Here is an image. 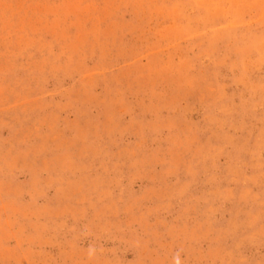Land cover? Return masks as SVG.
Instances as JSON below:
<instances>
[{
  "label": "rangeland",
  "instance_id": "1",
  "mask_svg": "<svg viewBox=\"0 0 264 264\" xmlns=\"http://www.w3.org/2000/svg\"><path fill=\"white\" fill-rule=\"evenodd\" d=\"M0 264H264V0H0Z\"/></svg>",
  "mask_w": 264,
  "mask_h": 264
}]
</instances>
